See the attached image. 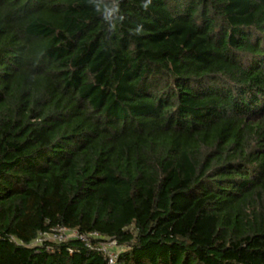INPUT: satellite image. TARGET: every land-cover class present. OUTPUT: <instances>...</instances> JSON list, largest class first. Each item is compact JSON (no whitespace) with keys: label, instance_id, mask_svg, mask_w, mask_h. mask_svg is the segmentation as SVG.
Instances as JSON below:
<instances>
[{"label":"trees","instance_id":"16d2710c","mask_svg":"<svg viewBox=\"0 0 264 264\" xmlns=\"http://www.w3.org/2000/svg\"><path fill=\"white\" fill-rule=\"evenodd\" d=\"M61 228L100 238L35 242ZM107 238L264 264V0H0V264Z\"/></svg>","mask_w":264,"mask_h":264},{"label":"built area","instance_id":"2783aa9c","mask_svg":"<svg viewBox=\"0 0 264 264\" xmlns=\"http://www.w3.org/2000/svg\"><path fill=\"white\" fill-rule=\"evenodd\" d=\"M45 235H49V233H42L39 235V237L45 236ZM52 236H53V239L57 241L71 238V237H78L86 245H89V246L91 245L90 238H95V239L100 238V236L96 232H92L90 234H78L76 231L66 229V228L59 229V233H52ZM39 237L36 240H38ZM94 247L96 248V250L106 255L107 264H116V258H117L120 247L117 246V243L114 239L107 238L106 240H99L96 242Z\"/></svg>","mask_w":264,"mask_h":264},{"label":"rangeland","instance_id":"374dc122","mask_svg":"<svg viewBox=\"0 0 264 264\" xmlns=\"http://www.w3.org/2000/svg\"><path fill=\"white\" fill-rule=\"evenodd\" d=\"M56 233H59V230ZM52 239H53L52 234H49V235H45V236H40L39 239L36 240L35 242H41L43 240H52Z\"/></svg>","mask_w":264,"mask_h":264},{"label":"clouds","instance_id":"9594fccd","mask_svg":"<svg viewBox=\"0 0 264 264\" xmlns=\"http://www.w3.org/2000/svg\"><path fill=\"white\" fill-rule=\"evenodd\" d=\"M141 29H142V26H138L137 29H136L137 33H139L141 31Z\"/></svg>","mask_w":264,"mask_h":264}]
</instances>
